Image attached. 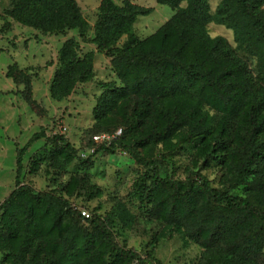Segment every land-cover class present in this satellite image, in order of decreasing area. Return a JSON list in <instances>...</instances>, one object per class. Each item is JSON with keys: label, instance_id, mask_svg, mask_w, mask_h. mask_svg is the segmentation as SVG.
I'll return each instance as SVG.
<instances>
[{"label": "trees", "instance_id": "trees-1", "mask_svg": "<svg viewBox=\"0 0 264 264\" xmlns=\"http://www.w3.org/2000/svg\"><path fill=\"white\" fill-rule=\"evenodd\" d=\"M184 1L187 5L183 7ZM158 2L171 6L176 13L155 34L141 39L135 34L134 24L138 16L147 15L150 8L129 0H124L123 5L113 0L101 1L93 42L100 51L112 52L113 67L124 86L108 84L94 114L101 123L115 114L113 125L125 126L123 136L103 147L127 152L138 163L156 168L155 161L143 158L141 151L126 141L151 118L155 126L146 136L147 142L165 140L184 125H190L199 134L210 133L215 125L210 117L202 121L204 126L196 120L205 105L211 106L220 113L218 137L224 144L233 139L234 126L243 116L246 128L242 126L237 136L243 139L239 152L241 168L250 178L245 188L247 197L221 192L206 176L200 175L199 181L186 182L159 178L157 186L148 190L147 199L156 203L167 224L186 228L191 240L214 251L215 255L205 264H264V0H222L214 14L209 0ZM5 14L25 26L47 32L77 29L87 34L89 29L77 0H12L11 9ZM213 21L235 31L239 48L249 54L247 60L225 37L210 36L207 26ZM125 35L127 40L118 46ZM78 51L75 39L67 40L60 49V66L50 86L53 99L69 96L77 84L93 77L94 53L81 57ZM7 75L16 82L23 78L26 82L30 80L17 65L11 66ZM29 102L36 112V101L30 98ZM129 111L135 116L132 121L127 120ZM160 117L164 121L161 126ZM43 137H46L44 133L35 134L27 146L18 151L16 183L19 188L0 205V210L5 208L0 246L18 236L20 228L15 219L24 224L26 236L17 248V263H23L34 249L42 224L37 217V204L44 205L43 200L34 204L20 196L13 199L19 195L18 190L24 189L19 186V176L26 150ZM52 140L75 152L63 135L56 134ZM217 205L224 209H218ZM78 216L84 218L81 212ZM90 221L98 234L110 237L105 219ZM89 235L76 231L67 244L61 245L59 256L51 257L45 264H78L74 249L86 253ZM91 249L85 264H101L102 247L96 244V239L91 242ZM112 250L116 254L111 264L148 263L134 248L114 244Z\"/></svg>", "mask_w": 264, "mask_h": 264}, {"label": "rangeland", "instance_id": "rangeland-1", "mask_svg": "<svg viewBox=\"0 0 264 264\" xmlns=\"http://www.w3.org/2000/svg\"><path fill=\"white\" fill-rule=\"evenodd\" d=\"M101 1L77 0L89 26L87 34H82L77 29L47 32L25 26L5 14L12 7V0H0V205L19 188L16 183L18 151L27 146L35 134L46 135L26 150L19 176V186L24 189L18 190L19 195L13 199L20 196L34 204L43 200L44 206L37 204V217L42 222L39 237L25 261L17 263V248L26 231L22 220L15 219L20 231L15 239L0 246V264H29L31 260L30 264H45L51 257L59 256L61 245L67 244L76 231L84 236L90 234L86 253L74 249L78 264H85L95 239L102 247L101 264H111L115 260L114 244L138 250L148 260L147 264L157 261L162 264H205L215 255L214 251L191 240L186 228L167 224L156 203L147 199V192L157 186L159 178L186 182L189 179L199 181L203 175L221 192L247 197L245 188L250 178L241 168L239 152L243 139L237 136L242 126L246 128V122L241 116L234 126L233 139L222 144L218 137L220 113L205 105L196 121H201L204 126L202 121L210 117L212 124L215 123L210 133L199 134L190 125H184L165 140L147 142L146 136L155 126V120L151 118L126 141L141 151L143 158L155 161L156 168L138 163L127 152H114L96 143L94 136L97 133L125 128L124 125H113L115 114L104 123L94 114L108 84L124 86L113 67L112 52L100 51L93 42ZM113 1L119 5L124 3V0ZM129 1L151 10L147 15H139L134 24L135 34L141 39L155 34L176 13L171 6L158 0ZM221 2L209 0L213 14ZM186 5L185 1L181 3L183 7ZM207 30L212 37H225L247 60L249 54L239 48L232 28L213 21ZM69 39L77 42L81 57L94 53V74L91 80L77 84L69 96L56 100L51 97L50 86L60 66V49ZM126 40L125 35L118 46ZM13 65L30 76L29 82L24 78L16 82L7 75ZM30 98L37 103L36 112L31 108ZM134 117L129 111L127 120L132 121ZM160 119L161 126L164 121ZM248 129L250 126L247 125ZM56 134L63 135L75 152L54 142L52 137ZM216 207L224 209L220 205ZM260 209L258 205V214ZM84 211L89 216H85ZM4 212L5 208L0 210V228ZM79 212L84 218L78 216ZM92 219H105L110 237L98 234ZM127 264L138 263L129 261Z\"/></svg>", "mask_w": 264, "mask_h": 264}, {"label": "built area", "instance_id": "built-area-1", "mask_svg": "<svg viewBox=\"0 0 264 264\" xmlns=\"http://www.w3.org/2000/svg\"><path fill=\"white\" fill-rule=\"evenodd\" d=\"M123 133V128H115L111 131L108 132H100L97 133L94 136V141L96 143L102 144V145H110L112 144V142L116 139H118L119 137H121ZM83 214L86 216H89V214H87V212H83Z\"/></svg>", "mask_w": 264, "mask_h": 264}]
</instances>
